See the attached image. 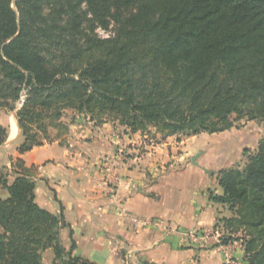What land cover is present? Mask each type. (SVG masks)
<instances>
[{
	"label": "trees",
	"instance_id": "1",
	"mask_svg": "<svg viewBox=\"0 0 264 264\" xmlns=\"http://www.w3.org/2000/svg\"><path fill=\"white\" fill-rule=\"evenodd\" d=\"M117 27L101 38L96 29ZM0 111L15 114L23 155L69 132L67 111L164 138L264 121V0H0ZM9 138L0 124V147ZM0 169V264H96L72 255L68 225L36 202L23 161ZM248 264H264V139L244 168L218 173ZM236 240V238H235ZM238 240V239H237Z\"/></svg>",
	"mask_w": 264,
	"mask_h": 264
},
{
	"label": "crops",
	"instance_id": "2",
	"mask_svg": "<svg viewBox=\"0 0 264 264\" xmlns=\"http://www.w3.org/2000/svg\"><path fill=\"white\" fill-rule=\"evenodd\" d=\"M118 131L93 126L80 133L75 151L55 142L23 155L19 140L8 146L9 132L0 147V169L10 171L11 184V170L19 172L16 161H23L37 184V204L63 215L68 227L62 242L68 251L75 245V257L96 264H245L241 242L223 245L220 220L232 214L210 194L223 195L218 173L241 161L252 140L186 147L173 146L169 137L149 146L139 134L120 137ZM101 158L107 159L108 179L95 166ZM0 194L9 195L1 186ZM149 220L161 225H146ZM53 260V251L46 250L42 264Z\"/></svg>",
	"mask_w": 264,
	"mask_h": 264
},
{
	"label": "rangeland",
	"instance_id": "3",
	"mask_svg": "<svg viewBox=\"0 0 264 264\" xmlns=\"http://www.w3.org/2000/svg\"><path fill=\"white\" fill-rule=\"evenodd\" d=\"M116 29H117L116 25L112 22L110 27L107 30L98 27L95 31V34L101 38H109L115 35ZM14 119H15L14 113L8 112V111H0V122L3 123V126L7 128L8 133L11 132V125ZM62 121L68 125L69 132L58 137V134H59L58 130L52 128L50 129V134L52 138L55 140L53 143L58 142L59 145H61L62 147L68 148L69 150H71V152L76 150L77 146L75 144V141H79V139L81 138V134H80L81 132L83 133L87 131L88 129L91 130L93 126L103 127L104 124L111 125L112 128L116 127L119 130L118 133L120 137L126 136L128 134H139L142 137V139L140 137V139L138 138V140L140 141L142 140L145 144H148L149 146L162 144L164 141L167 140V138H169V137L164 138L163 135L158 133L154 128H150V130L146 132L133 133L129 129L121 126L118 122H107L102 125L97 124L96 122L91 121L89 117L84 116V115L75 114L73 111H67ZM73 126H75V129H72V130H75V131L74 132L72 131L71 133V128ZM76 132H78V134ZM227 132L228 133L224 132V133H217V134L204 133V134H200L194 137L173 136L174 138L170 142H172L173 146H186V147L193 146L194 147V146H217V144L225 142L227 138H229L230 140L234 138H238V139L244 138V141L248 139L252 140V142H250L249 144L244 145V146H249V147L248 149L244 151L242 160L237 162L234 166L229 167V168L238 167L242 169L248 163V158L257 153L259 143L262 139H264V121L262 120L251 121L245 118L240 121H237L235 123V127ZM238 136H241V137H238ZM17 140H19L18 144L20 146V144L23 142V137L21 136L20 132L15 137L14 136L10 137V141H9L10 143H8V146H11V144L17 142ZM241 141L242 140H240V142ZM179 154H183V152L176 151V155H179ZM123 156L125 157L126 155L123 153ZM186 161L187 163H190V159H187ZM107 164L108 163H107L106 158H101L97 161V163H95V166L100 167L101 175L104 176L105 179H108ZM0 195L3 196L2 194ZM245 235H246L245 231H241L238 234H236L234 236V240L230 242H241L243 246V242L240 240L243 239ZM227 238H229V235L226 232L222 241L224 242V240ZM223 245H226V243H223ZM243 252H244V263L248 264L247 260L245 259L244 246H243Z\"/></svg>",
	"mask_w": 264,
	"mask_h": 264
},
{
	"label": "bare ground",
	"instance_id": "4",
	"mask_svg": "<svg viewBox=\"0 0 264 264\" xmlns=\"http://www.w3.org/2000/svg\"><path fill=\"white\" fill-rule=\"evenodd\" d=\"M19 133L18 126L16 124V121L14 120L12 125H11V136H16Z\"/></svg>",
	"mask_w": 264,
	"mask_h": 264
},
{
	"label": "built area",
	"instance_id": "5",
	"mask_svg": "<svg viewBox=\"0 0 264 264\" xmlns=\"http://www.w3.org/2000/svg\"><path fill=\"white\" fill-rule=\"evenodd\" d=\"M146 225H154V226H160L161 224L158 222V221H155V220H149V221H146Z\"/></svg>",
	"mask_w": 264,
	"mask_h": 264
},
{
	"label": "water",
	"instance_id": "6",
	"mask_svg": "<svg viewBox=\"0 0 264 264\" xmlns=\"http://www.w3.org/2000/svg\"><path fill=\"white\" fill-rule=\"evenodd\" d=\"M194 164H195V160H193Z\"/></svg>",
	"mask_w": 264,
	"mask_h": 264
}]
</instances>
